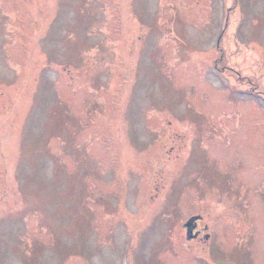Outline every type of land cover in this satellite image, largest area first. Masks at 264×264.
Segmentation results:
<instances>
[{
	"label": "rangeland",
	"instance_id": "1",
	"mask_svg": "<svg viewBox=\"0 0 264 264\" xmlns=\"http://www.w3.org/2000/svg\"><path fill=\"white\" fill-rule=\"evenodd\" d=\"M196 215L264 264V0H0V264H203Z\"/></svg>",
	"mask_w": 264,
	"mask_h": 264
},
{
	"label": "flooded vegetation",
	"instance_id": "2",
	"mask_svg": "<svg viewBox=\"0 0 264 264\" xmlns=\"http://www.w3.org/2000/svg\"><path fill=\"white\" fill-rule=\"evenodd\" d=\"M217 46L219 47V43L217 44ZM202 220H203V218H199L197 221H195V223L197 224L195 231H199V235H198L197 239H199V237H201V234H203V235L210 234V236L208 235V238H206V240L209 242V245H206L208 247V254L204 256L205 261L203 264H214L215 262H218L220 260L234 261L233 259H227L226 257L223 258V255H219V253H218V256H216L214 259H210L212 248H215V252H220V249L222 246H224V244L219 243V239L222 240V238H220L218 233L215 232L213 229H209L208 224L202 227V224H201ZM241 244H244V243H241ZM241 244H240V246H241ZM191 246L192 245H187L188 248ZM233 247H238V246L234 245ZM166 252H167V250L162 251V253H160V252L154 253L153 254V260H151V261H148V259L145 257H143L144 259H142V260H144L143 262L145 264H192V262H189V261L186 262L183 260L175 259L173 256L175 254H170V253H166ZM243 254H242V256H244ZM236 262L238 264H245V263L240 262V261H236Z\"/></svg>",
	"mask_w": 264,
	"mask_h": 264
},
{
	"label": "water",
	"instance_id": "3",
	"mask_svg": "<svg viewBox=\"0 0 264 264\" xmlns=\"http://www.w3.org/2000/svg\"><path fill=\"white\" fill-rule=\"evenodd\" d=\"M200 217H201L200 215L193 216L185 224V227L187 228V238L188 239H192V238L197 237L198 233H194V229L196 228L195 221L198 218H200ZM207 237H208V235H207ZM215 264H237V263H235L233 261H224V260H221V261L216 262Z\"/></svg>",
	"mask_w": 264,
	"mask_h": 264
}]
</instances>
